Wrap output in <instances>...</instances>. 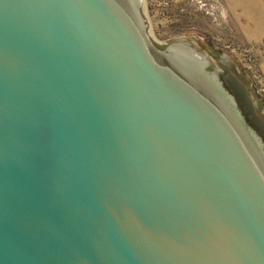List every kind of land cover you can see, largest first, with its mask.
<instances>
[{"label":"water","instance_id":"obj_1","mask_svg":"<svg viewBox=\"0 0 264 264\" xmlns=\"http://www.w3.org/2000/svg\"><path fill=\"white\" fill-rule=\"evenodd\" d=\"M207 66L141 0H0V264H264V143Z\"/></svg>","mask_w":264,"mask_h":264},{"label":"rangeland","instance_id":"obj_2","mask_svg":"<svg viewBox=\"0 0 264 264\" xmlns=\"http://www.w3.org/2000/svg\"><path fill=\"white\" fill-rule=\"evenodd\" d=\"M141 10L154 42L202 53L264 143V36L243 9L233 0H141Z\"/></svg>","mask_w":264,"mask_h":264},{"label":"bare ground","instance_id":"obj_3","mask_svg":"<svg viewBox=\"0 0 264 264\" xmlns=\"http://www.w3.org/2000/svg\"><path fill=\"white\" fill-rule=\"evenodd\" d=\"M233 2L243 9L246 17L253 23L254 35L264 36V4L258 0H233Z\"/></svg>","mask_w":264,"mask_h":264},{"label":"flooded vegetation","instance_id":"obj_4","mask_svg":"<svg viewBox=\"0 0 264 264\" xmlns=\"http://www.w3.org/2000/svg\"><path fill=\"white\" fill-rule=\"evenodd\" d=\"M209 67H210V66H207V67H206V70H207L209 73H211V74H212V73L216 74L217 77H218V73H219V72L215 73L216 70H214V69H212V70L210 71V70L208 69ZM218 79H219V78H218ZM219 81H220V79H219ZM220 82H221V81H220ZM221 84H222V86H224L222 82H221ZM231 97H232V96H231ZM232 99H233L234 104H235V106H236V108H237L238 106H237L236 100L234 99V97H232Z\"/></svg>","mask_w":264,"mask_h":264}]
</instances>
